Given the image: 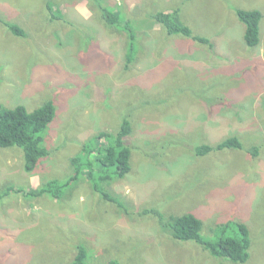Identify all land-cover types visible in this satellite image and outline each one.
Returning <instances> with one entry per match:
<instances>
[{
	"label": "rangeland",
	"instance_id": "374dc122",
	"mask_svg": "<svg viewBox=\"0 0 264 264\" xmlns=\"http://www.w3.org/2000/svg\"><path fill=\"white\" fill-rule=\"evenodd\" d=\"M102 9L135 29L128 70L126 35L104 24ZM236 9L263 14L252 52ZM162 11H177L214 48L167 36L149 18ZM48 100L56 108L45 136L49 157L27 175L18 148L0 149V194L64 181L81 144L116 132L126 115L131 172L107 188L119 205L95 194L84 176L61 200L16 192L0 200V264H66L78 245L87 264H234L172 240L155 216L140 214L154 208L166 218L196 215L206 237L218 223H245L252 247L244 264H264V0H0V106L32 111ZM232 136L243 150L193 155L196 144Z\"/></svg>",
	"mask_w": 264,
	"mask_h": 264
},
{
	"label": "trees",
	"instance_id": "16d2710c",
	"mask_svg": "<svg viewBox=\"0 0 264 264\" xmlns=\"http://www.w3.org/2000/svg\"><path fill=\"white\" fill-rule=\"evenodd\" d=\"M47 12L54 15L51 3H45ZM104 24L111 29L122 30L127 38L125 51V66L134 62L137 52V36L132 23L123 19L120 12L111 13L102 9ZM237 20L243 26L242 41L246 50L254 51L261 42V24L263 14L257 9H236L234 11ZM177 11H162L150 14L149 18L165 32L167 36L181 35L196 43L208 45L214 48V44L206 37L194 35L191 29L182 24L177 18ZM6 30L18 37L24 36V32L15 24L4 23ZM56 114L53 101L48 100L36 109L29 111L23 105L15 107L0 106V149L18 148L22 152L23 171L27 175L35 173L41 161L48 158L50 152L45 146V136ZM133 132L129 115L120 119L118 129L114 133L100 131L83 142L79 151L71 158L70 166L72 175L64 181L51 179L43 183L35 190L17 189L7 187L0 200L12 192L21 193L27 198H39L48 196L61 200L80 177H85L92 187V191L103 200L119 205V201L113 198L107 188L111 182L123 179L131 172L132 150L127 145V140ZM223 150H243L239 138L232 136L221 140L215 145L196 144L193 147L195 157H204ZM258 148L253 147L248 153L256 157ZM142 215L155 216L163 233L175 242L194 243L209 253L212 257L221 261H229L234 264H244L250 258L252 241L248 226L243 222L229 220L218 223L212 229V235L206 237L202 234L204 223L196 215L185 213L171 215L166 218L158 209H144ZM66 264H87V252L82 245L76 247V254ZM108 264H116L110 261Z\"/></svg>",
	"mask_w": 264,
	"mask_h": 264
},
{
	"label": "clouds",
	"instance_id": "9594fccd",
	"mask_svg": "<svg viewBox=\"0 0 264 264\" xmlns=\"http://www.w3.org/2000/svg\"><path fill=\"white\" fill-rule=\"evenodd\" d=\"M76 11L85 19L88 17V12L86 8L77 7Z\"/></svg>",
	"mask_w": 264,
	"mask_h": 264
}]
</instances>
